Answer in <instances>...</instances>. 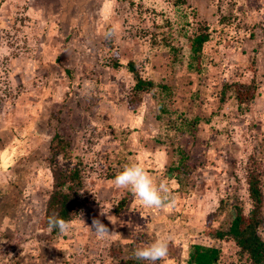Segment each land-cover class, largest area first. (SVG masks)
I'll list each match as a JSON object with an SVG mask.
<instances>
[{
    "label": "rangeland",
    "instance_id": "rangeland-1",
    "mask_svg": "<svg viewBox=\"0 0 264 264\" xmlns=\"http://www.w3.org/2000/svg\"><path fill=\"white\" fill-rule=\"evenodd\" d=\"M113 27L118 60L171 88L166 111L152 93L128 106L135 77L111 65L103 42ZM206 27L210 40L194 57L190 39ZM262 27L264 0H0V264H151L134 253L158 238L169 250L157 264H192V245L221 247L232 264L235 248L213 233L228 229L238 207L249 210L244 168L264 151ZM166 32L175 61L169 46L152 43ZM253 76L260 94L247 109L228 95L220 102L225 82ZM55 132L69 158L51 161ZM79 162L83 206L67 234L52 233L43 221L52 169ZM133 162L168 184L173 207H145L114 186ZM93 218L115 234L98 238ZM257 231L264 239V221Z\"/></svg>",
    "mask_w": 264,
    "mask_h": 264
},
{
    "label": "trees",
    "instance_id": "trees-1",
    "mask_svg": "<svg viewBox=\"0 0 264 264\" xmlns=\"http://www.w3.org/2000/svg\"><path fill=\"white\" fill-rule=\"evenodd\" d=\"M229 17L221 15L219 21H228ZM167 21V25H169ZM165 27V26H162ZM169 28V27H168ZM262 29V38L264 40V27ZM169 30V29H168ZM211 31L208 27L205 29H198L191 37L189 42V50L195 57L202 56L203 46L210 40ZM165 34L162 32L161 35ZM166 32L162 40L153 38L152 43L159 45L169 46V54L171 59L175 61L178 55V47L172 45L171 41L167 39ZM167 36V37H165ZM256 34L250 32L249 37L254 39ZM108 47H111L112 41L106 39L103 41ZM264 42V41H263ZM112 48L111 65L119 68L124 67L129 73L135 77V83L130 89L128 99V106L135 108L137 104L142 100L145 93H152L153 96L158 99L161 110L166 111L164 106V96H168L171 92V88L162 83L161 81H155L148 77H144L140 69L137 67L135 61L127 60L126 62L119 61V53ZM255 48L253 51H257ZM199 59V58H194ZM254 66V61L251 62ZM190 68L193 64L190 63ZM251 66V68H254ZM259 82L256 77H251L248 81L232 80L224 83L220 91V102H224L226 96L234 98L237 104V110L243 111L247 109L259 95ZM166 92L163 94V92ZM163 94V95H162ZM163 105V106H162ZM174 126V125H173ZM179 130H182V125L178 126ZM68 142L60 137L59 133L55 132L50 139L49 151L51 153V161L56 155H61L63 158H69L71 155ZM264 149V144H261ZM180 168H185L186 163L184 160L187 153L181 148L179 150ZM180 169H177L179 173ZM175 173V174H177ZM86 172L80 168V162L74 166H70L64 169H60L54 166L52 169V187L48 194V199L45 205L43 221L45 226H48V218L56 215L58 218L70 221L80 213L82 201L79 199L80 195L84 193V181ZM245 182L247 184L248 197L250 199V208L248 211H244L241 207H238V212L229 222L227 230H217L213 233L214 237H217L226 243L233 246L234 259L232 264H264V239L258 233L257 229L264 221V151L258 154H251L247 158L246 166L244 168ZM111 176H114L111 174ZM130 193L127 192L119 202L117 210L119 211L123 207L128 199ZM52 233H59L58 230H52ZM194 248L191 255L188 258L189 263L192 264H224L222 259L225 251L221 247H207L204 245H192ZM191 247V248H192ZM197 247V251H195ZM132 264V263H130Z\"/></svg>",
    "mask_w": 264,
    "mask_h": 264
},
{
    "label": "clouds",
    "instance_id": "clouds-1",
    "mask_svg": "<svg viewBox=\"0 0 264 264\" xmlns=\"http://www.w3.org/2000/svg\"><path fill=\"white\" fill-rule=\"evenodd\" d=\"M116 31V28L113 27L112 30L106 33V39L112 38ZM91 91L92 86L86 85L84 94L88 95ZM113 183L116 188L130 190L145 207L164 210L174 206V198L168 184L164 181L157 184L139 163L133 162L125 165L123 170L114 177ZM105 213L102 209L100 214L104 215ZM109 221L115 224L112 220L109 219ZM72 226L71 221L58 218L56 215L48 218V231L50 232L58 230L60 234H67ZM90 228L100 239H107L115 234V232H110L109 228L97 218L92 219ZM168 250L169 239L158 238L147 246L137 249L134 255L138 260L157 264L158 261L163 260L168 255Z\"/></svg>",
    "mask_w": 264,
    "mask_h": 264
}]
</instances>
